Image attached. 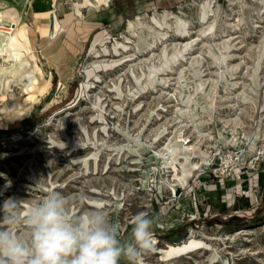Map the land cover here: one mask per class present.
Here are the masks:
<instances>
[{
    "label": "rangeland",
    "instance_id": "1",
    "mask_svg": "<svg viewBox=\"0 0 264 264\" xmlns=\"http://www.w3.org/2000/svg\"><path fill=\"white\" fill-rule=\"evenodd\" d=\"M76 1L81 0H0V7L15 5L21 12V25L32 44V52L24 47L23 56H29V69L37 77L29 92L12 83L7 93L0 82V207L11 199L16 202L11 211L23 218L28 203L55 191L67 200L70 217L102 210L118 226L121 241L130 238L132 217L143 212L154 220L157 248L192 235L210 243L165 257L153 247L139 256V264H264V0H257L259 7L250 6L246 20L242 0H207L212 10L205 19L201 9L205 0H109L82 7V14L75 12ZM52 9L65 25L54 38H50ZM166 10L172 18L160 25L155 18ZM137 15L157 30H168L167 39L155 47L157 62L165 44L172 55L175 45L199 37L186 57L172 67H158L153 85L144 80L142 87L130 71L134 65L141 72L152 52L88 76L86 68L97 59L137 51L138 39L127 28L128 19ZM213 19L214 27L199 35ZM181 21H187V32ZM99 32L104 41L96 48L102 51L107 45L110 52L95 56L93 44ZM227 39L232 54L228 63L239 64L234 69L220 66L209 51L212 48L220 56ZM128 40L130 49L116 53L114 45ZM200 53L204 89L210 92L213 80L219 81L212 114L210 98L203 91L197 93L194 117L203 133L198 135L191 121L180 130L201 148L194 157L200 166L181 184L153 154L168 141L170 131L186 122L176 110L184 104L180 91L185 95L199 80L190 62ZM182 67L185 87L178 82ZM87 81L94 86L78 94ZM97 95L105 106L103 121L94 107ZM81 124L88 126L89 136ZM125 132L139 133L145 143H153L129 148ZM252 144L255 148L249 152ZM94 200L104 205L98 207ZM0 229L25 240L30 234L23 219L9 225L3 213ZM120 264L128 261L122 258Z\"/></svg>",
    "mask_w": 264,
    "mask_h": 264
},
{
    "label": "bare ground",
    "instance_id": "2",
    "mask_svg": "<svg viewBox=\"0 0 264 264\" xmlns=\"http://www.w3.org/2000/svg\"><path fill=\"white\" fill-rule=\"evenodd\" d=\"M260 1L262 2L263 0H260ZM260 1L242 0V7H243V14H244L243 19L246 20L248 18L249 16L248 11L250 9V6L255 4L256 6L259 7ZM108 2L109 0L76 1L75 12L78 14H82V7H85L87 5H95V4L97 5L98 4H108ZM201 9H202L203 19H205L208 15V12L212 10V8H210V3L207 0L202 2ZM171 14L172 12L166 10L161 17H158V18L156 17L155 20L160 25H164L165 23H168V20L170 18H172ZM21 18H22L21 12L17 6L8 5L5 7H0V59H2V61L0 62V82L4 85L5 92L7 93L12 83L17 84L22 89H24L26 92H29L30 90H32L36 86V83H37V77L35 73H33V71L29 69V65L31 61L28 58L29 56L28 57L23 56V48L25 47V49L32 52V44H31V40L27 32V28L24 26V24L21 25ZM176 20H177V17H176ZM51 22H52V28L50 32V38H54V37H57L59 33L64 31L65 25L59 19L56 11L53 9L51 10ZM213 22H214V19L212 21V24H210V27L208 28V30L202 29L199 35H205L206 32L209 31V29L211 30L214 27ZM181 26H183V29L185 32L188 31L187 21H181ZM127 28L129 29V31H131L133 36H135L138 39L135 44L136 45L135 49H137V51L135 50L132 53H127L118 58L110 57V58L97 59L93 66H89L86 68V72L88 76H91L92 74L99 76L97 72L100 70L114 68L125 62L133 60L134 57H136V55L140 56V55H144L145 52L147 54H149V52H152V55L150 56L148 55V57H145L147 58V62L144 64V67L143 65L141 66V72L137 71L134 65L130 66V71L135 77V80L142 87L146 86V84H143L144 80H147V85H153L157 79L158 67L165 66V65L172 67V64L177 63L182 57H186L185 54L192 49L194 42L199 37L197 36L196 38L190 39L186 41L183 45L182 44L175 45V53H172V55L169 52L167 45L165 44L162 49L163 58L160 59V62H157L156 53L154 51L155 47L157 46V42L159 40L164 41L167 39L168 30L167 31L157 30L156 27L147 24L139 15H137L135 18L128 19ZM145 28L148 29V33L145 31ZM209 33L213 34L214 32L211 31ZM149 35L152 37L151 39L149 38ZM128 39H130V37H128ZM103 41H104V33L99 32L96 35L95 42L93 44L94 45L93 47L95 48V52H96L95 56L109 54L110 48L107 45L103 47L102 51L104 53H102L100 49L96 48V45L98 44V42H103ZM129 42H130L129 40L128 41H118L117 44L114 45V50L116 51V53L120 54L121 48L128 51L130 49V45L128 44ZM230 47H231V41L227 39L224 41L222 45V48H225V50L222 51L220 56L215 51H212V48H210L209 51L211 54H213L216 57V59L218 60V64H220V66L224 64L226 68L229 69L232 67V69H234V67L237 68L239 64L230 65L228 63L230 56H232V54L230 53ZM6 62H9V65L6 64ZM201 64H202V54L200 53L198 56H195L194 59L190 62V67H193L194 74L199 76V80L196 79L194 88L192 90H188V92L185 95H183L182 91H180V95H181L180 98L176 95V97L181 99L182 102L184 103L183 105H180L177 107L176 113H179V115L183 117L181 120L186 121V122L180 124L177 129L170 131L172 134L167 138L168 141L165 143L163 147H158L157 149H155L154 154H153L154 157L156 156L158 158H162L161 162L163 163V167H167L174 174L175 178H177L178 182L181 184H185L187 181H189L188 179L192 175L195 168L200 166L199 161L195 160L194 157H197L198 154H201V148L199 144H197L195 141L192 142L191 139H188L187 136H185L184 134H181L180 130H182L184 126L190 125L188 124V121H191L193 123V126L198 128V125L200 122H195V119L197 118L194 117L195 116L194 107L198 102L197 93H199V91H203V93L206 94L210 98L209 112L212 114V110L214 107V101H215V92H217L216 85H217V82L219 81L218 78L214 79L212 83V86H213L212 90L210 92L209 91L207 92L204 89L205 80L201 78V73H200ZM259 64L260 63L258 62L256 70L259 69V66H260ZM184 69L185 68L182 67L179 70V77H178L179 78L178 82L183 87H185L186 84H188L186 81H183ZM143 75L145 77L142 80L141 77ZM220 75L221 77H224L225 74H220ZM164 81H166L165 78H164ZM228 82H230L229 79H226L225 83H228ZM232 83L234 84L236 82H232ZM92 86L94 85L92 84L91 81L82 83V88L81 90L79 89L78 94H80V92L84 91L85 89L91 88ZM118 89L121 92L120 86H118ZM10 95H12V92H10ZM94 107H96L99 110L98 117L100 118V120L102 121L105 120L106 118L105 113H104L105 106L103 105L101 95L96 96V99L94 101ZM66 123H67V119L65 118L63 120V125L65 126ZM64 126L62 128L63 132L67 134ZM81 127L85 131V133L89 136L88 126L86 124H81ZM164 129L165 127H163L161 131H158L154 139H158V136L160 135V133L163 132ZM102 130L106 133H108L109 131L107 125H103ZM197 131H198V135L203 133L200 128H198ZM125 133L129 141L134 142V144L130 142L127 143V146L129 148L136 145L138 148L135 147V149H142V147L144 148L151 147V144L153 143V142L145 143V141H143L141 137V134L139 133L134 136L131 135L129 132H125ZM93 134H94V137H97L98 136L97 130H95ZM254 148H255V145L252 144L249 149V152L253 151ZM83 163L85 167L88 169L89 167H88L87 158L83 159ZM30 177L35 178L34 175H30ZM170 181L171 180H168L169 183ZM0 195L2 194L0 193ZM94 203L98 207H101L104 205L103 204L104 202L98 201V200H94ZM30 206L31 204L28 203V206L26 207H28L29 209ZM152 239H153V245H155L157 243V239L155 236H153ZM208 245H210V243L207 240L203 238H197L192 235L183 241L175 242V243H168L166 247L164 248H157V246H154V247L156 251L161 252L162 256L165 257V256H170V255L183 254L186 252H190L194 249L207 247ZM142 263L146 264L144 261H142Z\"/></svg>",
    "mask_w": 264,
    "mask_h": 264
},
{
    "label": "clouds",
    "instance_id": "3",
    "mask_svg": "<svg viewBox=\"0 0 264 264\" xmlns=\"http://www.w3.org/2000/svg\"><path fill=\"white\" fill-rule=\"evenodd\" d=\"M14 207L11 199L4 202L3 220L11 225L23 219L30 234L25 240L0 229V264H120L122 258L139 264V256L154 247V220L143 212L132 217L130 238L121 241L118 226L102 210L70 217L59 192L33 203L23 218L11 211Z\"/></svg>",
    "mask_w": 264,
    "mask_h": 264
},
{
    "label": "crops",
    "instance_id": "4",
    "mask_svg": "<svg viewBox=\"0 0 264 264\" xmlns=\"http://www.w3.org/2000/svg\"><path fill=\"white\" fill-rule=\"evenodd\" d=\"M25 2H26V0H25ZM20 7V6H19ZM22 7V6H21Z\"/></svg>",
    "mask_w": 264,
    "mask_h": 264
}]
</instances>
